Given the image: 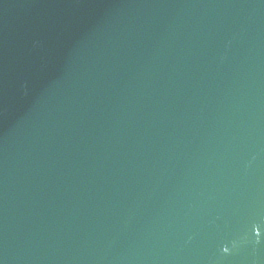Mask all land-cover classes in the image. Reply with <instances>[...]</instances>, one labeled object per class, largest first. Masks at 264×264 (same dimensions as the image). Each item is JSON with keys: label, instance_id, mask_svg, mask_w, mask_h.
I'll use <instances>...</instances> for the list:
<instances>
[{"label": "water", "instance_id": "obj_1", "mask_svg": "<svg viewBox=\"0 0 264 264\" xmlns=\"http://www.w3.org/2000/svg\"><path fill=\"white\" fill-rule=\"evenodd\" d=\"M0 264H264V0H0Z\"/></svg>", "mask_w": 264, "mask_h": 264}]
</instances>
